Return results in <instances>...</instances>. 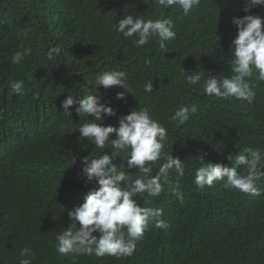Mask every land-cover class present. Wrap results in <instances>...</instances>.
<instances>
[{
  "label": "trees",
  "instance_id": "16d2710c",
  "mask_svg": "<svg viewBox=\"0 0 264 264\" xmlns=\"http://www.w3.org/2000/svg\"><path fill=\"white\" fill-rule=\"evenodd\" d=\"M125 1L0 0V264H20L23 259H29L31 264L96 262L86 253L72 252L63 257L55 248L44 251L45 248L37 247L39 235L30 234L32 229L27 228L28 218L42 225L46 211H50L53 219L40 231L54 238L63 223L67 227L72 223L68 211L84 202V199L79 204L73 201L76 192L98 188L95 181H86L81 162L82 157L90 153L98 158L97 150L93 151L95 146L87 141L79 140L78 130L93 117L76 118L77 112L64 113L60 101L68 94H80L81 99L93 91L101 94L102 102L116 112L114 116L105 117V124L114 127H119L120 118L131 108H148L153 118L166 127L168 143H165L164 153H171L174 158L178 155L185 159L187 150L197 146L196 136L208 137L206 130L214 128L216 112L210 104L213 100L200 94L196 86H185V71L204 70V77L222 70V76L233 74L232 58L228 61L231 18L223 11L221 0H201L187 15L177 6L155 10L152 3H146L141 11L145 19L168 17L174 23L176 38L165 41L163 48L158 36L137 48L132 42L135 37L125 39L115 31ZM223 2L229 7L231 1ZM10 18L21 22L32 50V57L25 56L20 64L11 63L15 52L23 48L13 30L17 25L9 22ZM206 26L214 38L205 31ZM50 47L60 49L54 60L47 57ZM79 60H83L81 66L66 73L67 66ZM145 60H150L151 64L145 65ZM22 63L27 65L22 66ZM111 69L127 73L133 96L118 100L117 93L123 89L114 86L106 91L95 90L88 83L99 73ZM256 75L258 72L254 71L248 81L256 82L260 93L264 90V81L258 80ZM18 79L24 81L23 96L15 95L10 88L11 81ZM148 80L153 82L151 93L143 91ZM181 104H196L199 111L186 124L177 126L171 116ZM255 110L264 113V94L258 95ZM115 138L114 133L110 134V139ZM208 145L202 141L198 149L208 151ZM105 149L111 154L110 145ZM200 157H204V151ZM163 162L164 157L154 165L153 175ZM130 171L132 179L139 175L135 169ZM179 179L180 176L171 171L167 182L161 181L163 194L146 199L150 202L167 199L169 204L165 209H171L173 204L175 212L170 219L178 223L188 216L175 191L177 186V193L183 190ZM260 182H264V176L256 182V187ZM253 198H235L225 204L233 230L227 242L234 240L239 246L245 241V233L238 227L240 213L264 211V192ZM46 234H43L45 238ZM25 248L30 254L21 256ZM130 258L138 262L144 257L136 251ZM189 263L191 260L182 252L172 262ZM108 264H112L111 260Z\"/></svg>",
  "mask_w": 264,
  "mask_h": 264
},
{
  "label": "clouds",
  "instance_id": "9594fccd",
  "mask_svg": "<svg viewBox=\"0 0 264 264\" xmlns=\"http://www.w3.org/2000/svg\"><path fill=\"white\" fill-rule=\"evenodd\" d=\"M230 1L229 7H225L223 0L221 3L223 11L231 18L228 61L232 58L233 74L222 76V70L204 77V70L185 71V86H196L200 94L212 99L210 104L216 112L214 128L206 130L208 137L196 136L197 146L187 150L185 159L164 153L167 129L146 107L131 108L120 118L119 127H114L105 124V117L114 116L116 112L102 102L103 96L96 91L82 99L80 94H68L60 101V108L66 114L77 112L76 118L93 117L78 130L79 140L87 141L95 146L93 151L97 150L98 158L90 153L82 157L81 162L86 181H95L98 188L76 192L73 201L79 204L84 199V202L68 211L72 223L68 227L63 223L54 238L40 231L51 223L50 211H46L42 225L28 218L30 234L39 235L38 248H45L44 251L55 248L63 257L72 252L86 253L96 259L95 264H108L109 260L112 264H172L180 252L191 260L189 264H264V211L240 213L238 227L245 233V241L239 246L234 240L227 242L233 230L225 204L235 198L255 199L253 197L264 192L263 185L256 187V182L264 176V140L258 141V136H264V113L255 110L258 95L264 94V90L258 93L256 82L248 81L254 71L258 72L257 79L264 81V0ZM200 2L126 0L115 31L125 39L135 37L132 42L137 48L158 36L163 48L165 41L176 38L174 23L168 17L145 19L141 16L143 6L152 3L155 10L177 6L187 15ZM10 20L17 25L13 30L23 48L15 52L11 63L20 64L25 56L32 57V50L21 22ZM205 31L214 38L207 26ZM59 53L58 47H50L47 57L54 60ZM82 63L83 60L71 62L66 73L77 70ZM144 63L150 65L151 61ZM88 83L95 90L106 91L114 86L123 89L117 93L118 100L133 93L127 73L116 69L103 71ZM10 88L17 96L25 95L23 80L11 81ZM143 91H153L152 80L144 83ZM72 105L77 106L69 109ZM198 111L196 104H181L171 120L181 126ZM113 133L116 138L110 139ZM202 141L209 143V152L198 149ZM106 145L111 146V154L105 149ZM195 152L198 153L195 155ZM162 157L165 162L153 175L154 165ZM185 160L191 161L190 164ZM131 169L138 171L135 179L130 175ZM171 171L180 176L183 190L177 193V186L175 191L188 212L179 223L170 219L175 209L173 204L171 209H165L169 204L167 199L146 201L163 194L161 181L167 182ZM210 239L215 242H208ZM33 243L36 246V242ZM136 251L144 257L138 262L130 258ZM29 254L27 248L21 251V256ZM20 264H31V261L23 259Z\"/></svg>",
  "mask_w": 264,
  "mask_h": 264
},
{
  "label": "bare ground",
  "instance_id": "6f19581e",
  "mask_svg": "<svg viewBox=\"0 0 264 264\" xmlns=\"http://www.w3.org/2000/svg\"><path fill=\"white\" fill-rule=\"evenodd\" d=\"M216 100V99H215ZM264 140V136L263 135H260V136H258V141L260 142V141H263ZM257 184V183H256ZM260 185H262V184H264V182H260L259 183ZM250 235V234H249Z\"/></svg>",
  "mask_w": 264,
  "mask_h": 264
},
{
  "label": "water",
  "instance_id": "95a60500",
  "mask_svg": "<svg viewBox=\"0 0 264 264\" xmlns=\"http://www.w3.org/2000/svg\"><path fill=\"white\" fill-rule=\"evenodd\" d=\"M233 157H234V155H233Z\"/></svg>",
  "mask_w": 264,
  "mask_h": 264
}]
</instances>
